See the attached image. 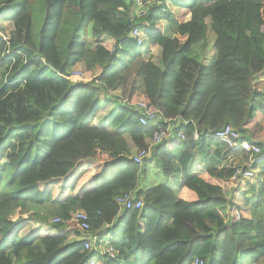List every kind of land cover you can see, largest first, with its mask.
Segmentation results:
<instances>
[{
	"label": "trees",
	"instance_id": "trees-1",
	"mask_svg": "<svg viewBox=\"0 0 264 264\" xmlns=\"http://www.w3.org/2000/svg\"><path fill=\"white\" fill-rule=\"evenodd\" d=\"M143 2L138 14L132 0H0V26H10L15 51L27 60L20 72L55 83V102L42 109L40 122L0 133V264H245L264 258V190L254 205L232 202L239 182H251L264 162V0ZM210 31L211 64L190 56L194 46L205 48ZM104 36L113 40L112 53ZM6 46L0 35V75L10 64ZM136 60L143 91L123 103L111 93ZM76 69L94 77L75 80ZM145 111L158 118L142 126ZM170 124L171 137L154 143V133ZM228 126L260 149L248 167L235 164L236 154L216 138ZM141 150L149 157L140 169L133 157ZM194 157L204 166L201 174L190 173ZM149 160L166 178L177 163L181 186L140 190ZM122 194H131L141 209L118 207ZM30 204L51 210L13 218ZM76 211L88 217L89 237L67 228ZM55 216L62 221L50 222ZM105 241L116 251L112 259L100 252ZM86 242L92 243L88 250Z\"/></svg>",
	"mask_w": 264,
	"mask_h": 264
},
{
	"label": "rangeland",
	"instance_id": "rangeland-1",
	"mask_svg": "<svg viewBox=\"0 0 264 264\" xmlns=\"http://www.w3.org/2000/svg\"><path fill=\"white\" fill-rule=\"evenodd\" d=\"M174 11L175 13H177L176 10ZM0 35L5 37L7 41V46L4 54L5 56H10L7 58L10 64L7 68L6 73L0 75V89L1 86L8 85L7 89L0 93V126L2 127V129H0V133H2L3 127L10 128L17 127L18 125L22 126L24 124H33L40 122L44 116V114L42 113V109L45 108L46 110H48L51 104L55 102L54 100L52 101L53 92L51 90V88L54 89L55 83L51 84V81H48V79H46V81H42L37 75L30 74V71L26 73L20 72V64L22 63L21 65H23V63H26L27 60L24 55L15 51V34L12 33L9 25L7 26L6 24H2V26H0ZM83 41H86L89 46H91L92 44L88 39L86 40L84 38ZM103 41L106 48L112 53L114 51L113 41L109 40L108 38H104ZM213 41L214 35L210 31L207 35V43L205 44V48L202 49L201 45L194 46L191 49L190 56H193L205 63L211 64L214 60ZM201 49L202 51H200ZM154 61L159 65L158 58H156ZM76 72H79V69H76ZM93 77L94 76L91 73L89 74L81 72V75L74 79L88 83ZM130 77L132 76L129 75L126 77V83L122 87L125 91L123 96V103H128L131 97L135 94H142V89L140 88L139 83H136V86L131 93H127L128 88L131 86ZM118 91H120L119 93L122 92L120 88ZM112 94H116V92H113ZM111 107L112 104L107 105L108 110H110ZM138 167L141 169L144 167V164L142 163V165ZM146 173L150 175V177L145 182V188L153 187V185L158 182V179L163 176L161 173H158L156 169L150 167L147 168ZM141 179L142 177L140 176L139 187L141 185ZM50 210V206H37L34 204H30L25 210L17 211L16 214L13 215V218L17 216L27 215L30 212L47 216ZM55 218L59 217L55 216ZM54 219L50 218L49 221H52L53 223ZM69 220L65 224L70 230V233L73 235V233H75V226L70 223ZM41 225L46 228V225ZM259 264H264V259L259 261Z\"/></svg>",
	"mask_w": 264,
	"mask_h": 264
},
{
	"label": "built area",
	"instance_id": "built-area-1",
	"mask_svg": "<svg viewBox=\"0 0 264 264\" xmlns=\"http://www.w3.org/2000/svg\"><path fill=\"white\" fill-rule=\"evenodd\" d=\"M134 3V6L136 7V13L140 14L141 10L144 9L143 5L144 2L143 0H132ZM132 36L136 38V42L138 45L142 46L143 44V37L142 33L139 29H134L132 31ZM81 75V72H73L72 76L77 78ZM137 108L144 109L145 106L143 104H138ZM158 114H154L153 112H147L145 111V115L143 118L139 119V123L142 126H147L150 121H155L158 117ZM171 137V125L168 126L167 130H163L160 132H156L153 135L152 141L159 142L162 139L164 141L168 140ZM179 137L181 139H184L183 134H180ZM198 133L194 132L192 135V139L198 140ZM216 138L219 139L223 144H225L228 149L230 150L231 153L234 154H248V156L251 158L252 156H256L259 154L260 149L256 146L251 145L249 142L241 140L240 133L236 131L232 127H226L223 131L219 132L216 134ZM149 157V153L146 150H141L138 152L134 157L133 161L136 165L141 166L143 163V160L145 158ZM262 169L264 170V162L262 164ZM247 176H252V173H247ZM115 203L117 204L118 207L121 209H131L135 208L136 210L141 209L142 205L140 202H137L134 200L133 196L131 194H122L115 199ZM237 217H239V214H236ZM70 223H72L75 226V231L80 233L84 238L90 236V225L88 222V217L86 216L85 213L82 211H76L71 215L70 218ZM61 222V219L55 218L53 220V223H59ZM92 247V243L90 244L89 242H86L84 244V248L86 250L90 249ZM100 252L102 255H106L108 259H112L115 257L116 251L108 245V242L105 241L103 244L99 246ZM84 264H96L94 261H89ZM194 264H202V261L196 260Z\"/></svg>",
	"mask_w": 264,
	"mask_h": 264
},
{
	"label": "crops",
	"instance_id": "crops-1",
	"mask_svg": "<svg viewBox=\"0 0 264 264\" xmlns=\"http://www.w3.org/2000/svg\"><path fill=\"white\" fill-rule=\"evenodd\" d=\"M89 35H90V32H89ZM104 38H108L109 40H112V38H109L107 36H104ZM156 58L159 59V56L156 57ZM140 64H141L140 60H136L134 62V64L132 65L131 69L127 73L124 74V80L121 83L120 87H118L116 90L113 91V92H116V94H112L113 93L112 92L111 93L112 95L117 96V97H121L124 100L123 96H124V92L125 91H124V89L122 87L126 83V81H125L126 77L129 76V75H131L132 77H130L131 78V86L128 88L127 93H131L134 90V88L136 86V83H139L140 88L143 91V85L141 83L140 77L138 76V69L141 66ZM119 88L122 90L121 93H119L120 91H118ZM172 123H175V122H172ZM128 143L130 144L131 142L128 141ZM186 146H187L186 150L190 154H193L194 153V146L188 145V144ZM231 159L233 160V162L235 164H237V165H239L241 167H244V166L248 167L249 166V156L246 155L245 153L236 154V155L232 156ZM148 167L156 169L157 172L160 173L159 168L157 167V165L155 166L153 164L152 160H149L146 163V166H145L146 170L143 169L142 175H140L142 177L141 185L139 187L140 190L147 189V188H145V182L150 177V175H148L146 173ZM172 167H173L172 175L169 178L161 176L158 179V182H160V183L157 182L158 184L156 183L153 186L162 185V186H166L167 188H169V189H171L173 191L177 190L181 186V184L183 183L182 171H181V168L175 162H173V166ZM203 172H204V166L202 165L201 161L197 157H194V159H193V161L191 163V166H190L191 175H197V174H201ZM253 172H254L253 177L255 175V178L251 182H248V183L240 181L238 186H237L236 191L233 193L232 202L237 204L238 206H243V205H246V204L251 206V205H254V204L258 203L259 200H260L259 193L262 190H264V171H263V169L258 168V169L253 170ZM242 210H244L243 214H246V213L249 212V210L246 209V208H243ZM39 225L37 223V225H35V228H37V226H39ZM49 232H52V231H49ZM75 233H76V231H75ZM75 233H73V235ZM72 238L75 239L74 236H72ZM244 238H245V242L249 243L248 237L246 236ZM245 264H259V262L258 263H252V262L246 260Z\"/></svg>",
	"mask_w": 264,
	"mask_h": 264
}]
</instances>
